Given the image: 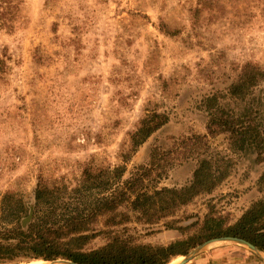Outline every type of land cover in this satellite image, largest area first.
Wrapping results in <instances>:
<instances>
[{
    "label": "rangeland",
    "instance_id": "rangeland-1",
    "mask_svg": "<svg viewBox=\"0 0 264 264\" xmlns=\"http://www.w3.org/2000/svg\"><path fill=\"white\" fill-rule=\"evenodd\" d=\"M248 64L264 73V0H0V206L9 192L22 198L26 228L37 187L59 195L61 214L74 208L89 165H125L122 181L142 173L136 189L152 193L189 185L207 158L225 174L212 191L153 221L124 202L116 218L124 220L97 218L84 248L114 239L168 245L199 233L209 217L235 223L264 198V141L239 149L230 132L211 134L205 99L218 95L264 137V75L244 98L229 92ZM154 112L169 120L133 150L132 133ZM194 135L205 138L193 144ZM33 259L0 264L69 260ZM185 264H264V251L216 241Z\"/></svg>",
    "mask_w": 264,
    "mask_h": 264
},
{
    "label": "trees",
    "instance_id": "trees-1",
    "mask_svg": "<svg viewBox=\"0 0 264 264\" xmlns=\"http://www.w3.org/2000/svg\"><path fill=\"white\" fill-rule=\"evenodd\" d=\"M262 74L254 65L248 64L240 79L231 85L230 95L244 98ZM205 106L213 114L209 124L211 134L230 132L232 143L239 145V149L245 145L251 147L263 144L264 137L257 126L245 124L244 119L234 117L221 107L218 95L206 97ZM168 120L166 114L154 112L146 115L131 135L133 150ZM216 124L220 127L218 130L213 129ZM204 138L205 135H194L188 139L195 144ZM124 158L128 156L124 155ZM125 172V165L113 168L87 166L81 183L73 189L77 199L74 208L61 214L57 213V206L54 205L59 195H54V190L40 184L35 192L34 217L26 228L20 222L29 212L27 204L14 193L4 195L0 211L2 220L7 224L0 229V261H14L21 257L33 260L62 257L79 264H166L174 256L188 254L205 240L222 236L244 239L264 251V198L253 203L233 224H210L216 220L209 217L199 233L168 245H131L114 239L103 247L85 249L84 245L93 236L85 233L92 228L91 223L102 215H109L108 220L113 224L122 222L124 219L116 218L118 215L124 216V212L119 211L124 202L131 204L141 219H161L173 214L176 208L190 202L200 193L212 191L225 175L223 170L204 158L189 185L181 188L164 187L149 193L136 189L143 181L142 173L122 181ZM120 181L123 187L116 185Z\"/></svg>",
    "mask_w": 264,
    "mask_h": 264
},
{
    "label": "water",
    "instance_id": "water-1",
    "mask_svg": "<svg viewBox=\"0 0 264 264\" xmlns=\"http://www.w3.org/2000/svg\"><path fill=\"white\" fill-rule=\"evenodd\" d=\"M224 240H234V241H238V242H241V243H244L246 245H248L249 247H251L256 253L258 254H261L262 251L256 247L255 245H253L252 243L244 240V239H241V238H237V237H232V236H222V237H217V238H212V239H209L203 243H201L200 245H198L190 254L186 255L184 257V259L179 263V264H185L187 263L192 255H194L198 250H200V248L208 245V244H211L213 242H216V241H224ZM54 262H65V263H69V264H79V263H76L74 261H70V260H58V261H54Z\"/></svg>",
    "mask_w": 264,
    "mask_h": 264
},
{
    "label": "bare ground",
    "instance_id": "bare-ground-1",
    "mask_svg": "<svg viewBox=\"0 0 264 264\" xmlns=\"http://www.w3.org/2000/svg\"><path fill=\"white\" fill-rule=\"evenodd\" d=\"M40 261V260H39ZM38 261H34V262H29V263H24V264H36ZM60 263H63V264H69V263H65V262H52V261H50V262H48L47 261V264H60ZM178 263H180V261L179 262H177L176 264H178Z\"/></svg>",
    "mask_w": 264,
    "mask_h": 264
},
{
    "label": "crops",
    "instance_id": "crops-1",
    "mask_svg": "<svg viewBox=\"0 0 264 264\" xmlns=\"http://www.w3.org/2000/svg\"><path fill=\"white\" fill-rule=\"evenodd\" d=\"M179 258H183V257H180V256H179Z\"/></svg>",
    "mask_w": 264,
    "mask_h": 264
}]
</instances>
